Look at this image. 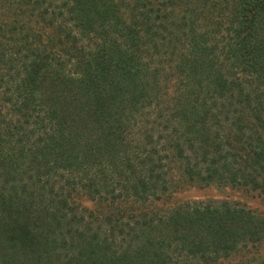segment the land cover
Returning a JSON list of instances; mask_svg holds the SVG:
<instances>
[{
    "label": "trees",
    "instance_id": "16d2710c",
    "mask_svg": "<svg viewBox=\"0 0 264 264\" xmlns=\"http://www.w3.org/2000/svg\"><path fill=\"white\" fill-rule=\"evenodd\" d=\"M212 186L264 196V0H0V264H264Z\"/></svg>",
    "mask_w": 264,
    "mask_h": 264
},
{
    "label": "rangeland",
    "instance_id": "374dc122",
    "mask_svg": "<svg viewBox=\"0 0 264 264\" xmlns=\"http://www.w3.org/2000/svg\"><path fill=\"white\" fill-rule=\"evenodd\" d=\"M181 201L203 203L229 201L264 215V196L258 195L256 192L251 190L239 187H187L186 189L176 193L173 197H171L170 200H168L169 205L179 203ZM84 204L92 208L95 202L88 200L85 201ZM256 257L264 258V243L259 245L257 249H254L251 252L247 251V249H243L240 255H238L236 260L233 262L237 263L240 261L242 263L248 259H254ZM223 264H225V262Z\"/></svg>",
    "mask_w": 264,
    "mask_h": 264
}]
</instances>
